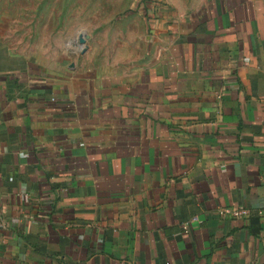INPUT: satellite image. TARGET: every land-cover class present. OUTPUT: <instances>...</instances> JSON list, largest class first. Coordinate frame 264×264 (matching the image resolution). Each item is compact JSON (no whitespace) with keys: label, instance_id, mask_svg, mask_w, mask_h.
Returning <instances> with one entry per match:
<instances>
[{"label":"crops","instance_id":"0c3cea01","mask_svg":"<svg viewBox=\"0 0 264 264\" xmlns=\"http://www.w3.org/2000/svg\"><path fill=\"white\" fill-rule=\"evenodd\" d=\"M47 1L0 0V264H264V0Z\"/></svg>","mask_w":264,"mask_h":264},{"label":"rangeland","instance_id":"374dc122","mask_svg":"<svg viewBox=\"0 0 264 264\" xmlns=\"http://www.w3.org/2000/svg\"><path fill=\"white\" fill-rule=\"evenodd\" d=\"M10 3H16L17 6L19 4L21 7L27 9L28 0H9ZM20 2V3H19ZM48 3L47 0H36V5H32L31 8H35L36 11L40 10V14H43L45 3ZM51 6L54 7V14H59L64 6L67 7L68 12L67 15L69 16V25H80V28H86L89 25H105V24H114L113 19L118 16L121 12L130 9V1L129 0H62L61 2H50ZM50 3L47 5V8H50ZM61 4V5H60ZM135 8H139L138 5H134ZM34 9V10H35ZM64 11V10H63ZM25 17V20L28 18L25 14H22ZM36 16V15H35ZM38 20V22L44 21L47 18L45 16H37L34 17ZM53 21H56L57 16L51 17ZM124 19L120 18L119 16L116 18V22L119 24L124 25ZM116 24V23H115ZM126 24V23H125ZM84 34H78L76 32L70 33L68 40L75 46H78V42L80 41V37H83ZM88 39L85 40L87 42ZM79 43V45H80ZM81 48L75 50V48H69L68 52L71 57H75L76 51H80ZM83 49V48H82ZM55 52H59L60 50H53Z\"/></svg>","mask_w":264,"mask_h":264},{"label":"built area","instance_id":"2783aa9c","mask_svg":"<svg viewBox=\"0 0 264 264\" xmlns=\"http://www.w3.org/2000/svg\"><path fill=\"white\" fill-rule=\"evenodd\" d=\"M219 213L222 216L230 215L235 217H241V216H247L249 214V209L244 206H223L219 209ZM183 227L185 229H188L189 223L185 222L183 224Z\"/></svg>","mask_w":264,"mask_h":264},{"label":"water","instance_id":"95a60500","mask_svg":"<svg viewBox=\"0 0 264 264\" xmlns=\"http://www.w3.org/2000/svg\"><path fill=\"white\" fill-rule=\"evenodd\" d=\"M80 41H81V42H84V41H85V38L81 36V37H80Z\"/></svg>","mask_w":264,"mask_h":264}]
</instances>
